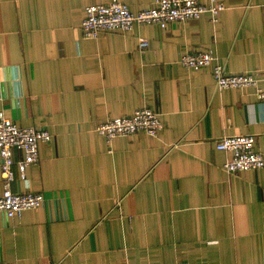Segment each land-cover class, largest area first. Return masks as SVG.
I'll return each mask as SVG.
<instances>
[{
	"label": "crops",
	"instance_id": "0c3cea01",
	"mask_svg": "<svg viewBox=\"0 0 264 264\" xmlns=\"http://www.w3.org/2000/svg\"><path fill=\"white\" fill-rule=\"evenodd\" d=\"M109 1L0 0V114L52 134L25 180L16 169L13 190L45 203L0 211V264H264V168L229 173L215 146L253 134L264 153V101L179 62L209 52L228 73L264 76V0L85 38V8ZM120 1L134 13L153 2ZM147 106L164 123L158 136L109 145L97 132Z\"/></svg>",
	"mask_w": 264,
	"mask_h": 264
},
{
	"label": "built area",
	"instance_id": "2783aa9c",
	"mask_svg": "<svg viewBox=\"0 0 264 264\" xmlns=\"http://www.w3.org/2000/svg\"><path fill=\"white\" fill-rule=\"evenodd\" d=\"M220 0H210L203 4L200 0H153L150 6L134 13L120 0H110L104 4H93L85 8L82 21V33L85 38L96 39L102 33L120 31L128 33L137 25L156 24L166 28L172 22H184L198 19L205 13L213 17L225 10ZM140 48L147 49L146 39H139ZM179 62L186 68H213V75L218 89L245 88L253 86L256 95L264 101V89L260 82L264 76L252 73L232 74L223 64L214 63L209 52L183 54ZM164 128L160 115L151 107H142L127 116L108 118L97 127V132L106 138L109 145L122 136L145 133L158 136ZM52 134L45 128L20 127L12 119L0 114V211L10 217H20L24 211L44 205L43 193L14 191L12 183L16 179V169L22 179H26L28 167L38 160L39 145L49 143ZM218 150L229 154L224 168L229 173L264 168V153L256 148V136L253 134L224 135L216 140ZM20 149L25 157L15 158V151ZM129 264V263H124Z\"/></svg>",
	"mask_w": 264,
	"mask_h": 264
}]
</instances>
